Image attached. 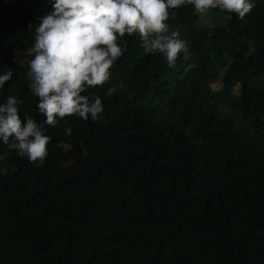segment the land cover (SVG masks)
Returning a JSON list of instances; mask_svg holds the SVG:
<instances>
[{"label":"trees","instance_id":"16d2710c","mask_svg":"<svg viewBox=\"0 0 264 264\" xmlns=\"http://www.w3.org/2000/svg\"><path fill=\"white\" fill-rule=\"evenodd\" d=\"M52 2L0 0V75L13 73L0 104L15 96L38 123L31 57L15 54ZM250 2L210 27L193 5L170 10L188 47L171 68L120 38L109 81L89 89L102 120L45 125L43 166L0 142V264H264V0Z\"/></svg>","mask_w":264,"mask_h":264},{"label":"clouds","instance_id":"9594fccd","mask_svg":"<svg viewBox=\"0 0 264 264\" xmlns=\"http://www.w3.org/2000/svg\"><path fill=\"white\" fill-rule=\"evenodd\" d=\"M185 4L193 5L201 15L218 9L227 13L228 19L232 14L243 19L253 7L250 0H53L52 10L34 29V45L25 51L31 57L29 87L38 98V113L45 119L38 123L27 113L22 119L17 107L21 102L8 96L0 104V142L9 152L43 166L51 140L45 125L56 127L73 116L84 121L102 120V99L89 89L109 81L110 69L125 51L120 38L138 34L143 48L164 54L168 66L174 67L188 47L178 32L168 35L167 21L175 17L170 10ZM12 75L11 71L0 75V89ZM116 90L109 88L107 95ZM71 133V127H66L65 135ZM4 160L5 155H0V161ZM0 171L7 174V168Z\"/></svg>","mask_w":264,"mask_h":264},{"label":"rangeland","instance_id":"374dc122","mask_svg":"<svg viewBox=\"0 0 264 264\" xmlns=\"http://www.w3.org/2000/svg\"><path fill=\"white\" fill-rule=\"evenodd\" d=\"M224 24L223 17L214 12L213 10H209L207 13L201 15L196 13L195 27H210V26H219ZM24 52L17 51L15 54V60L20 62L24 59ZM212 88H217L220 86V81L214 77V80L211 82ZM237 85H234L232 88L233 93L237 92Z\"/></svg>","mask_w":264,"mask_h":264}]
</instances>
